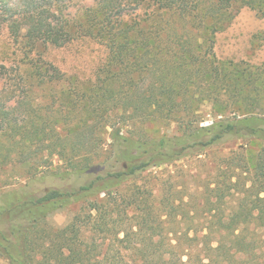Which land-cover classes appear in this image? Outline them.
Here are the masks:
<instances>
[{"label":"trees","instance_id":"obj_1","mask_svg":"<svg viewBox=\"0 0 264 264\" xmlns=\"http://www.w3.org/2000/svg\"><path fill=\"white\" fill-rule=\"evenodd\" d=\"M93 1L73 14L71 0H0V25L27 57L19 81L0 65V77L14 81L12 90L0 89V257L10 264H225L213 259L225 248V231L246 218L264 223V62L222 61L212 44L244 7L264 16V0H153L163 17L152 26L125 18L145 0ZM82 36L108 50L87 89L38 56ZM50 82L63 84L52 93L55 115V101L41 106L30 97ZM207 102L214 118L201 125ZM157 118L175 122L178 132L148 136L140 123ZM234 138L261 147L246 190L250 206L234 217L233 230L211 225V210L202 238L170 230L160 213L169 196L157 204L153 190L126 189L152 167ZM54 156L63 163L56 170ZM47 176L71 182L37 189ZM73 205L72 219L49 229L44 244L48 218ZM160 243L166 252L154 261Z\"/></svg>","mask_w":264,"mask_h":264},{"label":"rangeland","instance_id":"obj_2","mask_svg":"<svg viewBox=\"0 0 264 264\" xmlns=\"http://www.w3.org/2000/svg\"><path fill=\"white\" fill-rule=\"evenodd\" d=\"M93 2V0H71L70 11L73 14L80 12L83 7L91 6ZM156 8L153 0H145L133 13L130 11L131 14L125 18L128 21L140 20L152 26L153 20L163 17L160 11H156ZM212 46L217 58L222 61H241L249 65L263 63L264 16H260L256 10L244 7L228 29L216 34ZM107 55V48L90 36L79 37L61 47L48 45L40 55L38 53V56L45 62L54 66L64 77H68L70 82L76 81L82 89L91 86L98 71L106 62ZM26 60L27 57L20 53V48L14 44L8 26L1 24L0 65L6 64L11 69L7 78L19 81L20 68H22L20 66ZM12 83L14 81L6 82L0 77V89L5 87V90H12L14 86L11 85ZM44 86L48 88L46 90L37 88L30 97L39 102L41 106L55 101V115L59 99L56 97L54 100L52 93L59 92L63 84L50 82ZM24 100H27V97ZM200 108L201 125L210 124L214 118L210 103H202ZM140 127L147 132L148 136L174 135L178 132L175 122L162 118L144 124L140 123ZM260 147L259 140L234 138L202 153L190 154L181 160L152 167L141 177L127 183L126 189L141 186L153 190L157 204L162 197L169 196L172 200L169 204H165L166 207L163 206L160 209V213H162L161 219H167L165 226H169L170 230L183 232L188 230L189 236H193L196 232L202 238L203 226L208 225L209 222L205 217L211 218L210 220L214 218L208 210L217 214L215 222L212 221L211 225L214 224L221 228L226 226L233 230L237 228L234 217L238 213H245L247 211L245 207L250 206L246 198V190L250 185V172ZM52 159L54 170L62 167L63 163L56 156ZM11 182H16V179ZM70 182L71 180L47 176L44 180L36 181V188L41 190L47 186H66ZM209 200L210 203H208ZM171 203L174 206L179 204L180 207L172 209ZM78 209L79 205H73L70 208L61 209L48 218L46 226L49 228L43 237L44 244L45 242L50 243L52 239L49 229L52 231V229L64 226ZM220 216L226 220L223 225L220 222L217 223ZM246 220L234 232L225 231L226 238L223 239L225 248H222L220 252L219 250L213 252L214 260L221 258L225 260V264H264V223L251 218H246ZM215 236L216 238L213 236V242L217 244V240H220L217 236L220 235ZM184 239L182 238L184 243H191L190 238ZM161 245L162 243H160L157 254L152 257L154 261L159 260L158 254L166 252L165 245ZM238 248L241 249L238 250ZM126 256L131 257L132 255L126 253ZM168 257L169 254L166 258ZM194 257L197 258V256ZM211 263L216 264L215 261ZM0 264L10 263L0 257Z\"/></svg>","mask_w":264,"mask_h":264}]
</instances>
